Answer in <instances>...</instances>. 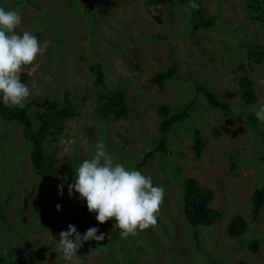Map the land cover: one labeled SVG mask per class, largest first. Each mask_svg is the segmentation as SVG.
Segmentation results:
<instances>
[{"label": "rangeland", "instance_id": "374dc122", "mask_svg": "<svg viewBox=\"0 0 264 264\" xmlns=\"http://www.w3.org/2000/svg\"><path fill=\"white\" fill-rule=\"evenodd\" d=\"M28 1L46 5L35 7L37 11L30 14ZM143 1L0 0L21 11L22 23L16 32H38V42L45 48L33 65L23 68L27 75L20 81L32 92L26 101L46 95L61 105L65 92L74 110V116L62 121L63 131L57 138L44 141L42 151L49 152L55 163L69 162L74 173L82 161L94 156L97 143L103 141L115 162L152 176L153 185L166 180L165 202L157 224L121 239L126 253L117 249L115 232L120 230L114 228V219L104 224L79 221L78 230L84 234L96 227L97 235L105 234L100 242L111 245L109 264L130 263L129 255H139L135 264H234L238 259L264 264V204L251 218L250 200L254 188H264V124L257 123L253 134L241 127L245 106L239 107L244 102L237 86L238 77L247 73L252 84L264 91L263 63L249 71L237 67L238 60L246 58V45L264 48V14L259 18L262 20L250 19L245 10L248 3L263 9L264 0H199L203 19L214 24L197 30L191 29L189 12L184 11L187 6L165 4L160 11L152 12L143 8ZM102 8L108 10L104 12ZM94 20L101 24L94 27ZM94 34L101 42L91 47L89 38ZM89 64L99 65L109 82L120 85L122 94L131 102L127 117L108 122L91 114L97 104L104 102L101 95H107V91L91 84L95 71H89ZM170 66L171 77L164 78L161 84L152 82L156 73ZM191 79L229 102L231 109L212 110ZM33 83L36 88H32ZM229 103L226 104L230 106ZM158 106L169 112L188 106L189 113L165 133L168 148L157 164L155 156V165L134 167L158 137L162 118L157 114ZM36 110L29 106L26 111L33 125ZM81 110L88 112V117L84 118ZM140 121L144 122L142 126ZM86 125L95 129L87 130ZM215 128L220 131L217 137L212 136ZM195 129L203 140L200 157L191 148ZM29 150L21 127L1 117L0 264H107L105 251L95 250L97 245L83 248L71 262L62 259L56 248L63 231L62 220L77 209V200L69 197L67 185L62 183L60 196L61 184L42 182L34 175ZM73 154L78 158H72ZM247 161L252 162L240 166ZM180 168L179 175L172 179L171 172ZM186 177L194 178L200 187L211 188L209 206L222 216L210 225H191L183 217L181 189ZM51 196L57 198L55 205H61V210L55 208L52 229H47L46 222L39 219L36 204L48 203ZM91 214L94 213L86 209L82 216ZM229 215L232 220L241 217L246 223L239 236L228 237L225 233ZM249 240L259 245L257 253L247 250ZM89 242L97 241L89 240L86 245Z\"/></svg>", "mask_w": 264, "mask_h": 264}, {"label": "trees", "instance_id": "16d2710c", "mask_svg": "<svg viewBox=\"0 0 264 264\" xmlns=\"http://www.w3.org/2000/svg\"><path fill=\"white\" fill-rule=\"evenodd\" d=\"M167 2V4H181L185 6H189L190 0H144L143 1V8L145 10H157L158 6H162ZM193 2L200 5L199 0H193ZM259 8L260 7H253L249 3L246 5V11L247 13L252 17L255 15L257 18H260L259 14ZM102 11H106L108 9L102 8L100 9ZM193 11V13H191ZM264 12V11H263ZM249 17V16H248ZM254 18V17H253ZM256 19V18H255ZM190 22H191V29L197 30L202 27H211L214 24V21L210 22L209 20L203 19V13L202 11L198 9L196 10H190ZM96 24H101L100 22H97L94 20V27ZM101 32V31H98ZM97 34V33H96ZM96 34L91 35V38H89L90 42L89 45L92 47L93 45L98 44L101 42V40H98L96 38ZM249 45V44H248ZM248 45L245 46V57L243 60H238V69L241 70H253L256 65H259V63L264 64V48L262 46L257 45ZM246 60V61H245ZM89 71H95V76L91 80V84L93 86L99 85L98 89L106 90L107 95H101L102 98H104V102L97 104L93 111H91V114H96L97 116L103 118L105 121L112 122L120 117H127V108L131 105V102L127 101L125 96L122 94V90L120 88L119 84H113L107 80L106 77L103 76V73L101 72V68L97 64H89L88 65ZM173 71V67H169L166 71L158 72L156 73L151 79L152 82L161 84L164 78H167L171 75ZM22 79V78H21ZM192 84L194 85L196 92H201L207 105L212 110H220L222 112L228 111L231 109V105L228 106L226 103V100H220L217 98L216 93H213L206 89L202 84H200L198 81L191 79ZM237 86L239 88V97L240 99L246 104V105H252L254 102H257V104L253 107L256 108L258 106V102L264 98V91L260 88L254 86L251 82V80L247 77V73H244L242 76L238 77L237 80ZM258 93L262 94V98H258ZM49 95V94H48ZM44 97L39 98L38 96L31 97L26 103H24V107H5L3 100L0 99V118L3 117L5 121H8L12 124H17L21 127L23 135L27 139L30 150L28 151V156L31 160L32 166L34 168V174L40 177V180L42 182H51V183H58L61 182L71 184L74 183V176L75 172H72V166L69 162L66 163H55V161H52L51 157H49V152H43L42 151V144L44 141H54L57 138V135L60 134L63 131V125L61 124L62 121L69 116L74 115L73 109L71 105L69 104L66 93L63 92L62 98H61V105L57 104L58 101L55 99H50L46 95H43ZM224 103V104H223ZM230 104V103H229ZM29 106H33L35 108H38V110L35 111V122L34 125L32 124L29 116L26 114L27 108ZM226 107V109H223ZM188 106H184L179 111L169 112L166 110L164 106H158L157 108V114L162 115V119L160 121V124L158 125V137L153 141V144L149 147L148 150H145L142 153V156L140 159L136 160L133 164L134 167H141L142 165H145L146 163H151L153 165L154 162L152 160V157L156 156V164L158 162V157L161 159L164 157V153L167 150V145L165 143V133L169 129L170 126L177 122H182L187 117L189 110H187ZM86 109V108H85ZM79 110V109H77ZM83 112V117H88V112ZM243 110H241L236 117L240 118V115L242 114ZM31 115V114H30ZM245 122L254 130H256L257 127V119L255 117L254 110H245L244 117H242ZM147 121V120H145ZM139 122H137L138 124ZM141 126L144 124V122L140 121ZM9 124L6 125L4 128L6 131L8 130ZM87 130L95 129L93 125H86L84 126ZM108 130L106 129V132ZM107 134V133H106ZM115 134V130H114ZM220 134L219 129L215 128L212 131V136L217 137ZM105 136V135H104ZM263 139V138H262ZM264 140V139H263ZM203 146V140L199 134L198 129H195L194 131V138L191 143V148L193 150V153L196 157H200L201 151ZM171 152V151H170ZM72 158H78V154L71 155ZM179 168V167H178ZM181 168L177 172H171L170 176L172 179H175V175H179ZM166 180L163 182H160V184H163L166 187ZM182 200H183V207H182V214L183 217L186 219V221L191 224H199V225H209L211 222H213L218 216L219 212H217L214 209H211L208 204L211 202L212 197V190L208 187H200L196 181L188 177L187 179H183L182 183ZM74 198L77 200V209L73 212H69V215L63 217L62 223H63V231H67L68 225H74L77 229L78 222L77 220L80 218L81 213H85L87 209V205L85 201L79 199L78 195L74 192ZM9 198V197H8ZM251 200V209L252 213L251 216L255 217L257 214V211L260 210L261 206L264 203V188L263 187H256L253 190V193L250 197ZM56 202L57 198L55 196H51L49 198L48 203H41L36 204L37 208L40 211V217L39 219H42L46 222L43 223L47 227V229H52V224L54 223V214L55 208H56ZM164 206V204L161 205L160 209ZM33 211V209H32ZM64 213V211L60 212V214ZM160 218V212L157 214V220ZM61 219V218H60ZM69 221V224H68ZM236 222V225L233 226V223ZM246 223L244 220L240 217L238 220H232L226 227V232L228 235H236L243 232L246 228ZM79 232V230L77 229ZM81 235L83 233L79 232ZM117 236L115 237V242L117 241V249L119 250V253H124L125 250V244L120 242L121 239H127L130 238L131 235H129L127 238H122L120 235V231H116ZM74 238V237H73ZM87 242H85L83 245L84 247H81L78 250V253L83 248H92L95 247V250L102 249L105 251L104 253V259L105 262L109 264L107 261L108 258H110L108 251H110V244H104V242H89L88 245H86ZM101 243V244H99ZM99 244V245H98ZM248 247L251 250L257 249V243L255 241H248L247 242ZM126 253V252H125ZM130 263H122V264H135V258L137 260L140 259L139 255L137 256H130ZM236 264H249L241 260H237Z\"/></svg>", "mask_w": 264, "mask_h": 264}, {"label": "clouds", "instance_id": "9594fccd", "mask_svg": "<svg viewBox=\"0 0 264 264\" xmlns=\"http://www.w3.org/2000/svg\"><path fill=\"white\" fill-rule=\"evenodd\" d=\"M32 2L28 1L30 14L37 11L35 7L46 5L42 2L35 4ZM164 5L158 6L156 11H160ZM198 8L199 5L193 2V0H190L189 6L184 9L185 12H189V22L190 10H196ZM151 11L153 12L155 10ZM263 11L264 8H259L260 16L264 14ZM253 17L254 19L262 20L255 15L252 17L249 15L250 19ZM21 23L22 13L17 7L0 3V94H2L5 107H24V102L32 95V92L27 84L20 81V78L23 79L27 75L25 72H22L23 68L33 65L38 55H42L45 51V48L40 45L36 37V33L38 32L32 30L31 33L24 31L22 35L16 32V29ZM188 31L191 32V29L188 28ZM36 87L37 85L33 83L32 88ZM37 95H39L38 92ZM256 104L257 102H254L252 105L241 103L239 107L245 106V110L253 109L258 123L264 124V98L258 102L256 108H253ZM241 127L250 130L249 133H252L251 131L254 130L244 119ZM105 148L106 146L103 141L98 142L94 156L91 159L82 161L75 170L74 183L67 184L61 182V185H58V195H63V184H65L68 186L69 197L73 196V192L78 193V198L86 202L88 211L94 213L87 216H82L81 213L80 218L77 220L78 227L79 221H88L89 223H95L97 221L99 224H104L114 219V228L120 230L122 238H127L129 235L135 236L138 234V231H143L157 224V214L160 211L161 205L165 202L166 187L163 184L159 186L153 185L152 176H145L138 170H129L123 164L115 162ZM252 150L250 149L248 157ZM251 162L247 161L240 166H246L249 163L251 164ZM33 172L35 171L33 170ZM212 198L213 193L211 200ZM56 209L60 211L61 205L57 204ZM72 212L76 213L75 211ZM221 216L222 214L219 212L218 217ZM229 217L230 215L226 218V235L228 237L239 236L244 231L232 236L227 234L226 227L232 221V216ZM251 218L254 217L251 216ZM77 229L74 225L69 224L67 231H61L59 233L56 248L62 253V259L67 262H71L77 257L78 250L85 242L89 240L100 242L105 239L104 233L97 235L99 229L96 227H90L83 235ZM247 242L245 245L247 250L257 253L259 245L257 244L256 250H251ZM238 260L252 264L246 260Z\"/></svg>", "mask_w": 264, "mask_h": 264}, {"label": "crops", "instance_id": "0c3cea01", "mask_svg": "<svg viewBox=\"0 0 264 264\" xmlns=\"http://www.w3.org/2000/svg\"><path fill=\"white\" fill-rule=\"evenodd\" d=\"M258 98H262V94L258 93ZM264 204V203H263ZM264 212V208L262 209V213Z\"/></svg>", "mask_w": 264, "mask_h": 264}]
</instances>
